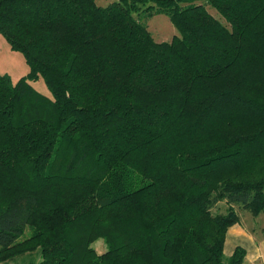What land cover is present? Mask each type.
<instances>
[{"label":"trees","instance_id":"16d2710c","mask_svg":"<svg viewBox=\"0 0 264 264\" xmlns=\"http://www.w3.org/2000/svg\"><path fill=\"white\" fill-rule=\"evenodd\" d=\"M0 35L29 67L0 73V263H243L225 243L236 208L264 215V0H0Z\"/></svg>","mask_w":264,"mask_h":264},{"label":"rangeland","instance_id":"374dc122","mask_svg":"<svg viewBox=\"0 0 264 264\" xmlns=\"http://www.w3.org/2000/svg\"><path fill=\"white\" fill-rule=\"evenodd\" d=\"M115 0H96V2L102 5H108ZM210 7V6H209ZM210 13L218 19H222L219 13L212 7L208 8ZM136 19L144 22L148 26V30L152 34L154 40L158 43L169 42L173 39L174 36H179L178 30L171 23L170 19L165 15H156L152 18H145V13L141 12L135 14ZM0 73L9 75L14 82L18 81L20 78L26 76L29 73V67L27 66L25 59L21 53L13 52L10 48V45L7 41L0 35ZM33 87L40 92L41 94L52 98V94L48 90L44 81L33 83ZM228 210V205L226 202H221L217 208L213 209L214 214L226 213ZM235 211L240 217V222L244 223L241 225L252 226V229L255 231V235H260L262 229H264V215L261 214L258 217H254L249 210H244L242 208H236ZM245 227V226H244ZM264 231V230H263ZM254 232H249L258 242L257 237L254 235ZM30 236V231L27 230L26 234L21 238L24 240ZM93 247L98 252H103L106 250V244L103 240H98L93 244ZM226 256L225 261L228 260ZM40 261V255L37 253L26 254L24 256L17 257L14 260H11L6 263L0 264H32L38 263Z\"/></svg>","mask_w":264,"mask_h":264},{"label":"crops","instance_id":"0c3cea01","mask_svg":"<svg viewBox=\"0 0 264 264\" xmlns=\"http://www.w3.org/2000/svg\"><path fill=\"white\" fill-rule=\"evenodd\" d=\"M238 223L232 226L227 233L225 255L231 257L237 247L245 249L246 256L242 264H264V229L260 235H255L252 226ZM245 226V227H244ZM253 231L256 239L249 232Z\"/></svg>","mask_w":264,"mask_h":264}]
</instances>
